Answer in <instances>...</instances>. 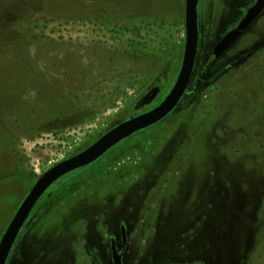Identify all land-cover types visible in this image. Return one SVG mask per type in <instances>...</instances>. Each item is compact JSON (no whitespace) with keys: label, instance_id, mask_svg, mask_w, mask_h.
I'll return each instance as SVG.
<instances>
[{"label":"rangeland","instance_id":"1","mask_svg":"<svg viewBox=\"0 0 264 264\" xmlns=\"http://www.w3.org/2000/svg\"><path fill=\"white\" fill-rule=\"evenodd\" d=\"M257 1L198 0L177 105L56 179L5 264H264V4L216 50ZM184 7L0 0V238L44 170L169 92Z\"/></svg>","mask_w":264,"mask_h":264},{"label":"water","instance_id":"2","mask_svg":"<svg viewBox=\"0 0 264 264\" xmlns=\"http://www.w3.org/2000/svg\"><path fill=\"white\" fill-rule=\"evenodd\" d=\"M197 3L198 0H185V41L183 56L178 74L169 92L152 108L121 121L108 129L90 145L79 152L54 163L37 177L0 238V264H5L10 249L25 220L41 195L56 179L72 170L81 168L93 162L107 149L122 139L161 120L177 105L190 81L196 59L198 42ZM252 18V13L248 12L236 26V30L239 32L243 31L249 25ZM208 63L209 58L205 60V65Z\"/></svg>","mask_w":264,"mask_h":264},{"label":"trees","instance_id":"3","mask_svg":"<svg viewBox=\"0 0 264 264\" xmlns=\"http://www.w3.org/2000/svg\"><path fill=\"white\" fill-rule=\"evenodd\" d=\"M264 4V0H258L253 8L249 10V12L252 13V15H255L256 12H258L262 5ZM239 33L238 30H233L229 34H227L217 45L216 50L218 52H222L236 37V35ZM113 263L114 264H121L119 255L113 250Z\"/></svg>","mask_w":264,"mask_h":264}]
</instances>
